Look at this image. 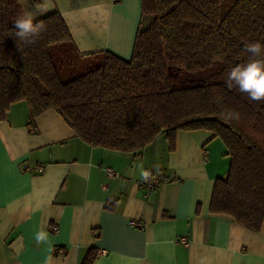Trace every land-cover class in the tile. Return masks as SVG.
Listing matches in <instances>:
<instances>
[{
    "label": "crops",
    "instance_id": "crops-1",
    "mask_svg": "<svg viewBox=\"0 0 264 264\" xmlns=\"http://www.w3.org/2000/svg\"><path fill=\"white\" fill-rule=\"evenodd\" d=\"M18 1L33 20L58 11L81 54H132L141 0ZM28 122L24 101L0 117V264H80L90 247L92 264H264V223L253 232L209 210L229 167L210 131L179 130L172 151L162 135L125 153L85 143L52 109ZM141 166L161 179L150 192ZM41 231L48 242L37 243Z\"/></svg>",
    "mask_w": 264,
    "mask_h": 264
},
{
    "label": "trees",
    "instance_id": "trees-1",
    "mask_svg": "<svg viewBox=\"0 0 264 264\" xmlns=\"http://www.w3.org/2000/svg\"><path fill=\"white\" fill-rule=\"evenodd\" d=\"M18 0H0V117L24 101L29 122L55 110L93 147L135 153L179 130L222 140L226 176L215 179L209 210L253 232L264 223V101L226 86L245 63V43L264 46V0H141L132 54L78 52L58 11L33 44L19 41ZM90 247L80 264H92Z\"/></svg>",
    "mask_w": 264,
    "mask_h": 264
},
{
    "label": "clouds",
    "instance_id": "clouds-1",
    "mask_svg": "<svg viewBox=\"0 0 264 264\" xmlns=\"http://www.w3.org/2000/svg\"><path fill=\"white\" fill-rule=\"evenodd\" d=\"M43 21L33 22L30 14L25 13L14 22L15 37L27 44L36 42V38L44 29ZM244 52L249 53L248 60L243 64H237L228 72L226 86L231 89L236 87L240 93H246L250 101H264V46L259 42L245 43ZM158 171V166H155ZM151 173L141 166L140 176L144 182H148ZM37 243L48 242L47 233L41 231L36 234ZM48 251H54V246L49 243ZM46 264H51V256Z\"/></svg>",
    "mask_w": 264,
    "mask_h": 264
},
{
    "label": "built area",
    "instance_id": "built-area-1",
    "mask_svg": "<svg viewBox=\"0 0 264 264\" xmlns=\"http://www.w3.org/2000/svg\"><path fill=\"white\" fill-rule=\"evenodd\" d=\"M36 169L38 171H41L42 170V167L41 166H37ZM108 172L111 174V171L108 170ZM160 178L158 176H153V175H150V178L148 180V182H144L142 179L139 181V185L146 189L147 192H150L152 190L155 189V187H157L159 184H160ZM183 242H186V240L183 238L182 239Z\"/></svg>",
    "mask_w": 264,
    "mask_h": 264
}]
</instances>
